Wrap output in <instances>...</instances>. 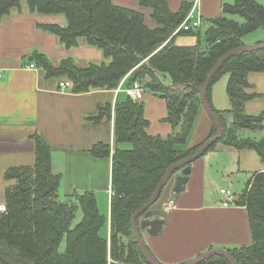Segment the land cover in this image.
Segmentation results:
<instances>
[{"label":"trees","instance_id":"1","mask_svg":"<svg viewBox=\"0 0 264 264\" xmlns=\"http://www.w3.org/2000/svg\"><path fill=\"white\" fill-rule=\"evenodd\" d=\"M23 3L31 13L63 16L65 26L39 27L53 34L66 50L77 47L82 40L109 60L80 69L71 58L53 66L45 55L32 53L30 61L36 62L47 78L69 81L75 94L115 90L124 78L125 88L140 82L145 92L166 101L165 121L173 133L167 137L148 135L143 103L125 94L124 100L115 102L113 147L97 142L89 149L94 158L111 160L108 239L100 236L107 219L98 211L92 192H72L64 200L59 198L61 176L52 172L51 148L42 137L34 135L33 165L10 167L3 175L7 185L6 212L0 213V263L148 264L135 241L131 217L150 201L168 168L193 155L204 143L186 147L202 108V84L226 53L244 47L243 37L264 27V3L233 0L232 4H224L222 15L207 21L209 27L203 35L195 30L174 34L191 10L187 2L172 12L168 0H137L139 10L117 6L111 0H0V20L12 10H20ZM227 15L238 16L243 22ZM179 36H195L197 42L177 46L175 39ZM253 73L264 74V49L231 57L212 79L207 101L223 133L205 154L222 144L236 150H253L264 161V138L254 140L241 135L245 130L261 132L264 128V113L253 116L245 112V104L255 96L249 93L248 77ZM225 74L229 108L218 111L211 105L210 91ZM111 111L112 105L107 103L91 119L95 124L110 121ZM215 134L212 124L209 138ZM179 172L172 174L152 208H158L163 192ZM233 204L245 208L252 241L227 252L236 264H264V171L252 174ZM79 209L82 217L72 227ZM62 242L65 247L61 252ZM201 264L229 263L222 257H212Z\"/></svg>","mask_w":264,"mask_h":264},{"label":"crops","instance_id":"2","mask_svg":"<svg viewBox=\"0 0 264 264\" xmlns=\"http://www.w3.org/2000/svg\"><path fill=\"white\" fill-rule=\"evenodd\" d=\"M111 1L117 6L139 10L137 0ZM184 2L192 5L188 15L204 23L221 16L222 6L232 4L233 0H168L169 9L176 12ZM45 24L65 26L66 22L63 16L31 13L25 4L0 20V206L4 205L7 185L4 172L10 167L33 165V136L39 135L51 148L52 172L61 176L59 198L64 200L72 192H92L98 211L107 219L105 236L102 233L100 236L108 239L111 160L94 158L89 149L97 142L110 143L113 147V109L117 100H124L125 87L123 85L119 92L94 90L75 94L70 89L60 92L58 83L66 80L47 78L44 70L30 61L32 53L45 55L53 66L71 58L80 69L91 63L108 61L100 50L82 40L77 47L66 50L53 34L40 29L39 26ZM257 36L248 43L243 41V37L244 46L264 43ZM176 39L175 44L180 46ZM30 64L35 68H29ZM248 81L251 85L249 93L255 96L245 104V112L257 116L264 113V74H250ZM210 101L215 110L229 108L228 99L220 103L213 89ZM140 102L143 103L144 118L148 121V135L167 137L173 133L171 125L165 121V100H156L144 92ZM107 103L112 105L110 121L104 119L95 124L91 117ZM211 128L212 122L201 108L186 147L205 142ZM241 135L259 140L264 138V128L261 132L245 130ZM215 169L229 182V188L233 189L228 191L236 197L245 189L252 174L264 171V161L253 150H236L217 144L191 164L188 182L181 193H173L172 180L156 208L166 213L161 231L156 237L140 231L145 246L157 263L183 264L210 249L227 250L251 243L245 208L235 204L224 207L222 204L226 198L215 190H208V181L213 178Z\"/></svg>","mask_w":264,"mask_h":264},{"label":"water","instance_id":"3","mask_svg":"<svg viewBox=\"0 0 264 264\" xmlns=\"http://www.w3.org/2000/svg\"><path fill=\"white\" fill-rule=\"evenodd\" d=\"M263 49H264V43L251 45V46H244L242 48L229 51L216 63V65L213 67V69L210 71V73L206 77L200 89L202 109L205 111L208 118L211 120L212 124L214 125L216 129V134L208 138L193 155L170 166L168 170L166 171L165 176L162 178V180L157 185L150 201L146 205L142 206L141 208H139L133 213L131 217L132 232H133L135 241L137 243L138 249L148 264H159V263H157L155 259L151 256V254L149 253L147 247L145 246L143 242L140 231H145L151 237H156L161 231L163 224H164V218L166 216V213L164 210L155 209V208H152V206L158 200V197L160 195L162 188L168 183V181L170 180L174 172L180 171L179 175L174 177V185H173L172 191L175 194L181 193L185 189V185L188 182V178L191 172L190 164H192L193 162L201 158L205 154V152L213 144H215L222 136L223 130H222L221 123L218 117L215 115V113L211 109L207 101V91H208V88H209V85L212 79L214 78L218 70L221 68V66L231 57L238 55V54L249 53V52L263 50ZM212 257H222L229 264H236L235 260L227 252V250H223V249H211L183 264H201L202 262Z\"/></svg>","mask_w":264,"mask_h":264},{"label":"rangeland","instance_id":"4","mask_svg":"<svg viewBox=\"0 0 264 264\" xmlns=\"http://www.w3.org/2000/svg\"><path fill=\"white\" fill-rule=\"evenodd\" d=\"M256 1H257L258 4H263L264 3V0H256ZM23 4H25V3H23ZM226 18L232 19V20H234L236 22H239V23L243 22V19L238 17V16L227 15ZM147 23L150 26H151V24L153 26V22L152 21L147 20ZM206 23H207V21H204V23H202L201 26L197 30H195L194 32L199 31V33L201 35H203L204 32L209 27V24H206ZM255 36H257V37L260 36L261 39L264 42V27L257 29L255 32L251 33L248 36L246 35V37H244L243 41L245 43H248L247 41L252 40L253 38H255ZM256 39H258V38H256ZM176 41H177L178 45H180V46H193V45L196 44L197 38L195 36H179V37H177ZM201 45H202L203 48L206 46L205 42L202 39H201ZM105 60L109 61L107 59H105ZM227 80H228V76L225 74L222 77H220L216 82H214L213 85L211 86V90L213 89V91L215 92V96L220 101V103L227 102V95H226V92H225V87H226V84H227ZM145 94L146 95H152V94H150L148 92H145ZM155 98H156V100H163V99H159L157 97H155ZM213 168H216L215 165H213ZM212 175H213V178L211 179V181H208L209 182V184L207 186L208 190L210 188L212 190H215L217 192V194H220V189H222V188L224 190H228V189L232 190L233 189L232 187L229 188V182L222 178V174H221V172L218 169L213 170L212 171ZM214 175H215V177H214ZM172 180H173V178H172ZM234 191H235V193H240V192H238L239 190L238 191L234 190ZM1 197H2V193L0 192V198ZM81 217H82V212L79 209V211H77V213L75 215V219L72 222V227H74L80 221ZM105 228H106V225H104L103 228L100 230V235L102 233L103 236H105L104 235L105 234V232H104ZM64 247H65V243L62 242L61 245H60V251L61 252L64 250Z\"/></svg>","mask_w":264,"mask_h":264},{"label":"built area","instance_id":"5","mask_svg":"<svg viewBox=\"0 0 264 264\" xmlns=\"http://www.w3.org/2000/svg\"><path fill=\"white\" fill-rule=\"evenodd\" d=\"M202 22L200 19H193L191 15H188L186 19L182 22V24L175 30L174 34L178 33L179 31H188V30H197L201 26ZM29 68L34 69L35 65L30 64ZM125 78L120 82L118 87L115 89L116 92H119L123 86ZM71 88V84L69 81H61L58 83V90L63 92L64 90H68ZM144 89L143 85L140 82H133L132 85L123 89V93L135 100L140 102L144 96ZM220 194L223 195L226 199L223 202V206L227 207L233 204L234 195L228 190H220ZM6 208L4 205L0 206V213H5Z\"/></svg>","mask_w":264,"mask_h":264}]
</instances>
